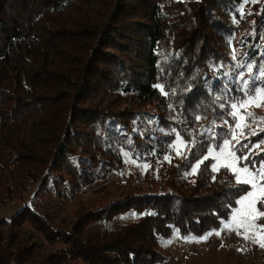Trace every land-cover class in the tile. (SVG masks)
Returning a JSON list of instances; mask_svg holds the SVG:
<instances>
[{"label":"trees","instance_id":"obj_1","mask_svg":"<svg viewBox=\"0 0 264 264\" xmlns=\"http://www.w3.org/2000/svg\"><path fill=\"white\" fill-rule=\"evenodd\" d=\"M247 63L251 73L237 66ZM261 66L264 0H0V199L39 184L63 204L122 172L124 152L150 165L118 200L67 228L42 200L24 207L0 234V264H160L175 234L218 231L251 186L223 167L213 172L211 158L186 173L207 146L231 138L230 105L245 98L240 75L250 81ZM248 123L237 138L252 149L264 122ZM176 133L197 141L187 159L170 147ZM262 160L264 144L240 166ZM131 213L136 221L111 226ZM27 223L64 248L41 255L22 237Z\"/></svg>","mask_w":264,"mask_h":264},{"label":"rangeland","instance_id":"obj_2","mask_svg":"<svg viewBox=\"0 0 264 264\" xmlns=\"http://www.w3.org/2000/svg\"><path fill=\"white\" fill-rule=\"evenodd\" d=\"M248 110L254 112L257 117H264V106L250 107ZM245 129L243 128V132ZM236 132L239 133L240 129H236ZM124 158L125 166L122 172L113 173L108 179L84 188L74 200L66 201L63 204H56L52 199L47 201L46 199L49 197L38 192L39 184H26L23 189L15 191L14 197L0 199V234L7 235L13 216L26 206L35 209L40 203L39 200H42V204L40 203L42 209L53 215L55 223L62 228H67L69 223L75 222L84 211L118 200L126 191V184L133 178L141 180L148 169L138 166L146 162L136 160V163H132L128 157ZM213 161L216 163V160L213 159ZM49 185L50 183H48V187ZM250 191H253L252 187ZM240 207L238 204V208ZM232 216L218 230L220 235L213 234L206 241L201 238L186 240L177 234L169 239L172 241L170 244L166 245L164 242L168 240H165L162 242L160 250L167 256V260L160 264H264V249L260 248L252 239L246 240L242 238V235L224 229L225 223L232 222ZM137 218L134 213L124 215L115 219L111 226H120L136 221ZM22 237L24 240H30L37 244L41 255L54 254L64 248L61 243L49 244L42 234L28 223L22 229ZM64 264L78 263L67 261Z\"/></svg>","mask_w":264,"mask_h":264},{"label":"snow or ice","instance_id":"obj_3","mask_svg":"<svg viewBox=\"0 0 264 264\" xmlns=\"http://www.w3.org/2000/svg\"><path fill=\"white\" fill-rule=\"evenodd\" d=\"M256 3L257 0H243L244 4L247 3ZM243 13V5L240 9ZM235 59V56H234ZM238 67H247L249 73L253 71V64L247 63L239 64ZM241 81H243L242 87L239 89L244 93V99L240 100L237 103H231L230 107L232 111L229 113L233 120L236 121L234 126H229L231 128V138L223 139L222 144L220 145H209L206 147V155H203L202 158H197L195 163L191 167V172L186 173V175H193L198 172L201 168V165L205 164V161H208L209 158L216 160L215 164H212V171H219L220 167H223L227 170H230L235 177V182L243 186H251L253 191H247V194L242 196L239 200L236 201L241 207L234 210L232 216V222L225 223L224 229L229 231H234L237 235H242V238L248 240L252 239L260 248L264 249V160L260 162L259 167L257 168L253 163L251 167L249 164H244L243 167H240L239 164L241 161H249L251 152L253 149H260L261 144H264V140H261L252 145V149H249L248 144L242 143L237 136L243 135V128L250 127L248 121H260L264 122V117H257L254 112L249 111L250 107H262L264 106V87H252V84L255 81H264V66H261L259 69V75L253 76L252 80H244L243 74L240 75ZM160 88L161 92L164 95H168L164 91L162 85H157ZM223 107V105H221ZM203 117L197 116L196 120H200ZM243 122V123H242ZM227 123V121H225ZM236 129H240V132L237 133ZM174 131V130H173ZM252 135H259L258 132L252 131ZM214 139V137H213ZM249 139V137H245ZM235 141V143H233ZM129 145L133 143L131 139L128 140ZM176 155L182 159H187L189 155L194 154V150L197 147V141L194 137L189 139H184L180 136L179 133H176L175 140L170 145ZM218 149V150H217ZM248 149V152L244 150ZM237 153H242L237 155ZM125 157H128L132 163H136V159H131L133 153L124 152ZM139 154H137V159ZM164 159L171 163V157L165 156ZM127 162V161H126ZM141 166L145 169L150 167L147 163H144ZM260 205L258 208L257 205ZM154 214V213H149ZM243 230V233H241ZM179 230H177L178 232ZM220 235L221 233H208L207 235L201 237V240H207L211 235ZM185 239H189L185 237ZM172 241L168 240L164 243L170 244ZM223 246V245H222ZM242 251V249H241Z\"/></svg>","mask_w":264,"mask_h":264}]
</instances>
